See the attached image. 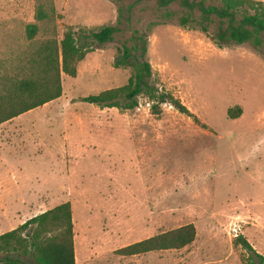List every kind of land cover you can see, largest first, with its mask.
<instances>
[{
    "label": "rangeland",
    "instance_id": "374dc122",
    "mask_svg": "<svg viewBox=\"0 0 264 264\" xmlns=\"http://www.w3.org/2000/svg\"><path fill=\"white\" fill-rule=\"evenodd\" d=\"M39 9L46 14L42 21ZM183 14L177 5L159 9L137 0H0L1 76L18 74L27 57L69 27L80 35L118 29L114 41L92 45L76 77L62 76V97L44 105L53 113L35 119L57 158L38 159L34 173L52 189V197L42 196L43 202L52 198L48 207L72 205L76 264L257 261L236 243L235 225L264 257V54L250 44L220 48L210 36L181 27ZM29 24L39 27L33 40ZM136 34L148 38L150 84L179 100L199 123L169 103L155 114L145 96L132 110L81 100L128 83L132 69L115 61ZM188 224L197 229L188 248L116 253Z\"/></svg>",
    "mask_w": 264,
    "mask_h": 264
},
{
    "label": "trees",
    "instance_id": "16d2710c",
    "mask_svg": "<svg viewBox=\"0 0 264 264\" xmlns=\"http://www.w3.org/2000/svg\"><path fill=\"white\" fill-rule=\"evenodd\" d=\"M138 3L154 2L159 9L179 6L184 14L178 19L183 28H192L208 36L220 48L234 44H250L264 54V3L256 0H137ZM167 15L171 14L167 12ZM46 19L42 9L37 20ZM218 22L216 31L210 28ZM39 31L37 24H29L27 37L33 40ZM118 29L102 26L97 31L81 35L72 27L67 28L59 40L56 37L43 43L31 57H27L18 74L0 75V124L30 110L53 102L63 95L62 76L76 77L78 64L93 50L92 45L112 42ZM138 34V33H137ZM135 35L119 49L116 67H129L132 74L125 86L105 90L98 95L81 99L101 108L132 110L138 99L147 97L153 102V113H160V106L169 103L181 114L197 123L199 119L186 106L169 94L160 93L150 84L152 67L147 60L148 38ZM133 42V45L131 43ZM131 43V45H129ZM240 115L230 111L229 117ZM197 237L193 224L161 233L126 246L116 253L132 257L152 252L179 251L191 246ZM236 243L251 253V264H264L263 255L239 236ZM76 264L73 210L70 202L63 203L32 219L18 228L0 235V264Z\"/></svg>",
    "mask_w": 264,
    "mask_h": 264
},
{
    "label": "crops",
    "instance_id": "0c3cea01",
    "mask_svg": "<svg viewBox=\"0 0 264 264\" xmlns=\"http://www.w3.org/2000/svg\"><path fill=\"white\" fill-rule=\"evenodd\" d=\"M49 113L53 111L43 106L0 124V228L19 227L37 213L53 209L48 207L52 198L42 201V196H53L52 189L46 178L34 173L38 159L50 161L53 155L57 158L53 145L47 144L40 131L35 130L36 115ZM24 122H30L31 128H26Z\"/></svg>",
    "mask_w": 264,
    "mask_h": 264
},
{
    "label": "built area",
    "instance_id": "2783aa9c",
    "mask_svg": "<svg viewBox=\"0 0 264 264\" xmlns=\"http://www.w3.org/2000/svg\"><path fill=\"white\" fill-rule=\"evenodd\" d=\"M239 231H240V227L238 225H235L232 229V232L234 233V237H239Z\"/></svg>",
    "mask_w": 264,
    "mask_h": 264
}]
</instances>
